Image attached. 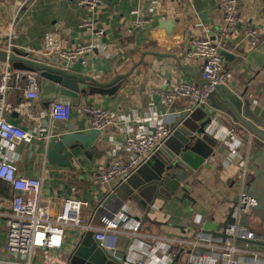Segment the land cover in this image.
Instances as JSON below:
<instances>
[{
    "label": "crops",
    "instance_id": "obj_1",
    "mask_svg": "<svg viewBox=\"0 0 264 264\" xmlns=\"http://www.w3.org/2000/svg\"><path fill=\"white\" fill-rule=\"evenodd\" d=\"M236 1L240 25L223 45V51L233 56L231 60L225 58L224 85L240 99L249 102L248 114L244 105L243 115L263 130L264 0ZM81 2L0 0V50L8 52L10 49V53L19 55L27 53L35 61L44 63L57 61L56 56L48 58L43 54L44 35L48 32L57 34L65 50L92 43L94 50L85 58L83 74L103 84L130 72L139 64L115 88L83 97L80 107H73L69 122L51 121L49 112L54 102L45 103L40 97L24 107L27 100L21 90L7 94L8 104L21 109L9 113L8 121L36 136L31 144L21 143L16 148L21 175L41 180L43 191L55 199L73 197L88 202L82 216L93 227H99L101 214L97 206L113 191L96 184L95 177L113 161V152L117 151V156L126 159L124 138L127 128H132L135 133H149L153 124L144 119L155 114H166L168 127L176 128L185 115L187 100H179L168 108L158 98L156 90L175 87L182 82L202 85L203 62L187 58V53L196 39L209 36L216 40L223 18L216 0H102L95 13ZM86 17H93L97 27L104 29L103 36L94 37L80 29L82 19ZM139 20L145 21L142 27L136 25ZM247 27L259 31L257 46H252L245 37ZM12 33H15L13 40ZM145 52L160 56L149 54L143 57ZM8 65L15 70L12 64L0 61V69ZM25 83L23 77L20 84ZM84 107L109 110L113 114V124L96 139L90 151L78 146L71 152L70 169L50 163L46 156L50 142L58 141L68 133L88 134L92 130L89 116L82 111ZM208 111H212L210 103L198 118ZM225 120L227 123L213 119L206 128L207 136H201L205 138L201 155L203 164L185 184L190 200L183 199L181 191L176 196L182 201L175 198L167 203L156 200L155 211L149 214L150 222L141 224L138 233L128 228L137 222L132 219L127 226L123 225L110 235L107 244L113 250L127 252L125 264H165L171 254L175 255L173 264H218L216 258L223 250V239L211 238L206 232H223L222 228L229 221L241 194L250 191L254 175L264 166V154L258 148L257 139L230 119ZM40 123L51 130L44 138H39L35 132ZM195 125L193 122L192 126ZM145 164L131 175H135L132 183L139 185L142 177L150 174L151 166ZM127 187L126 191L131 192L130 186ZM114 192L125 197L119 187ZM12 193L7 184H0V194L6 197L7 203ZM263 193L264 178L255 187V194L260 196ZM128 204L134 209L132 218H144V212L137 210L133 202ZM7 206L9 208V204ZM249 215L251 221L247 229L254 233V240H238L236 247L239 255L246 258L259 255L264 261V240L261 237L264 228L259 226L264 224V210H252ZM120 216L127 218L122 213ZM87 232L73 226L65 228L62 253L66 260ZM4 243L5 237L0 231V258L11 259L3 253ZM33 264H41L39 256Z\"/></svg>",
    "mask_w": 264,
    "mask_h": 264
},
{
    "label": "built area",
    "instance_id": "obj_2",
    "mask_svg": "<svg viewBox=\"0 0 264 264\" xmlns=\"http://www.w3.org/2000/svg\"><path fill=\"white\" fill-rule=\"evenodd\" d=\"M216 2L223 18L217 39L213 40L209 36L196 39L187 53L189 59L202 60L201 78L205 85L199 87L182 82L175 87L156 90V94L168 108L179 100H187L185 115L196 109H206L209 106V96L218 85L225 83V58L221 55V51L223 45L239 29V7L236 0H216ZM81 5L87 7L91 13H95L102 5V0H82ZM144 23V20H139L136 25L142 27ZM80 29L94 37H101L105 33L103 28L97 27L93 17L82 19ZM244 34L252 46H257L260 42V33L257 29L247 27ZM14 38L15 33H12L11 40ZM93 50L92 43L65 50L56 33L48 32L44 35L43 54L48 58L56 56L57 61L66 67L75 64ZM10 51L9 49L8 54ZM23 77L26 83L21 86L20 81ZM40 86L41 78L38 73L13 70L9 65L0 69V182L7 184L13 192L8 203L6 197L0 194V231L5 237L3 253L11 258H0V264H33L37 256L41 264H68L62 253L67 226L94 231L95 239L105 245L110 235L121 228L120 222L125 220L120 216L121 213L111 214L105 211L100 213V226L93 227L91 222L82 216V210L89 206L88 202L73 197L55 199L43 191L41 180L21 175L16 148L21 143L31 144L36 136L8 121L9 113L21 109L8 104L7 94L21 90L27 100L24 107H28L40 98ZM73 109L71 102L57 100L51 105L49 117L52 122H69ZM82 111L89 116L92 130L104 132L113 124V114L105 108L84 107ZM166 116V114H155L145 118L144 120L153 124L149 133H135L132 128H127L124 138L126 159L117 156V151L113 152L115 156L113 161L107 168L98 172L94 182L112 190L127 182L131 175L157 153L165 141L180 127L178 123L176 128H169ZM35 132L39 138H44L51 133V130L40 123ZM245 176L246 169L243 170V177ZM8 204L9 208H7ZM257 205L255 198L245 192L241 194L238 206L225 230L227 238L223 239V250L217 254L218 264H264L263 257L254 255L246 258L239 255L236 247L238 240L247 242L254 240V233L242 226L240 221ZM195 221L200 223L198 219ZM140 227L141 222L137 221L128 228L133 233H138ZM200 237L204 235L200 234ZM174 256V254L169 255L165 264H173Z\"/></svg>",
    "mask_w": 264,
    "mask_h": 264
},
{
    "label": "water",
    "instance_id": "obj_3",
    "mask_svg": "<svg viewBox=\"0 0 264 264\" xmlns=\"http://www.w3.org/2000/svg\"><path fill=\"white\" fill-rule=\"evenodd\" d=\"M149 54L160 56V54L153 52H145L143 53V57ZM221 55L227 60H231L233 57L224 51H221ZM86 56L75 64L66 67L63 63L54 60L44 63L35 61L27 53L20 55L15 53L8 54L7 51L0 50L1 62L12 64L15 70L38 73L41 78L40 97L42 101L51 103L58 99L70 100L74 108L80 107L83 97L93 96L97 92L102 93L115 88L119 81L128 78L139 65H134L130 72L117 76L112 82L103 84L83 74ZM204 85L205 82L203 81L200 87ZM158 98L161 99L160 97ZM208 101L212 111L202 113L201 118H198V114L202 112V109H196L192 113L186 114L179 122L180 127L165 141L162 148L146 162L145 166H151L150 174L142 177V182L139 185L132 183L134 175L126 183L117 186L123 192L125 196L123 198L115 194L114 190L117 189L115 187L112 190L113 192L98 204L97 211L99 213L105 211L111 214L122 213L127 218L120 222V227L132 219L145 224L150 222L149 214L155 211L154 204L156 200H162L164 203H167L172 198H175L182 201V199L176 196L179 191L183 193V199L190 200V195L185 184L196 173L199 166L203 164L201 155L205 149V138H201V136H207L205 132L206 128L212 123L213 119L218 122L223 121L227 123L225 119L228 118L236 125L244 128L252 137L257 139L258 148L264 154V129L256 127L251 120L243 115L244 105L246 106V115L248 114L249 102L247 100L243 101L229 90L228 87L221 84L209 96ZM217 113H221L220 116ZM193 122L196 123V127L192 126ZM101 134L102 131L99 130H91L88 134L68 133L60 140L52 141L48 144L46 149L47 159L52 164L54 163L70 169L71 152L78 146L85 151H90ZM139 173L140 171L137 174ZM254 177L253 182L250 184L251 189L247 193L258 202L253 212L264 210V193L260 196L255 194V187L264 178V166L258 170ZM127 186H130L131 192L126 191L125 187L128 188ZM127 201L133 202L137 210L144 212V218H137L136 215V218H132L134 209ZM237 206L238 203L235 204L229 220ZM250 221L251 216L244 215L241 218L240 224L249 228ZM228 224L229 221L223 226V232L221 233H206L211 238L226 239L225 230ZM259 226L264 228V224H259ZM261 237L264 240V235H261ZM262 245L264 246V243ZM127 261V252L113 250L107 243L102 245L95 239L94 231H88L85 234L67 260L68 264H125Z\"/></svg>",
    "mask_w": 264,
    "mask_h": 264
},
{
    "label": "rangeland",
    "instance_id": "obj_4",
    "mask_svg": "<svg viewBox=\"0 0 264 264\" xmlns=\"http://www.w3.org/2000/svg\"><path fill=\"white\" fill-rule=\"evenodd\" d=\"M0 184H3V183L0 182Z\"/></svg>",
    "mask_w": 264,
    "mask_h": 264
}]
</instances>
